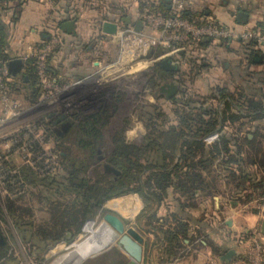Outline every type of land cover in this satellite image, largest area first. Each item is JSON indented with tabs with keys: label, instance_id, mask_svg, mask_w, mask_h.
I'll return each mask as SVG.
<instances>
[{
	"label": "crops",
	"instance_id": "1",
	"mask_svg": "<svg viewBox=\"0 0 264 264\" xmlns=\"http://www.w3.org/2000/svg\"><path fill=\"white\" fill-rule=\"evenodd\" d=\"M87 1L8 0L2 4L6 8L0 10V22L4 24L2 42L9 59L22 58L15 49L23 48L27 52L37 49L46 38L48 29L58 24L61 42L49 66L58 78L69 72L72 80L78 84L74 87L79 90V83L94 78L98 65L101 61L105 62L101 55L109 51L104 43L113 37L109 39L112 34L101 29L104 20L132 28L141 20L139 30L145 29L143 7L140 6L142 0H105L108 15L104 11L107 18L103 21L97 17V9L87 7ZM151 1L161 10L158 11L160 13H168L171 8L172 0L169 3L164 0ZM188 1V7L198 12L200 17H211L224 25L241 27L264 22V0ZM239 11L247 14L244 22L236 19ZM125 16H129L130 22L122 20ZM69 19L74 21L71 32L61 27L62 22ZM91 36L98 40L96 44ZM98 46L100 48L96 49ZM202 47L206 51L205 57L201 59L203 65L198 70L200 74L192 89L202 100L200 106L205 110L204 121L213 116L215 126L203 134L190 132L181 136L180 140L177 138L179 142L202 144V149H195L188 156L193 164H185L179 173L181 176L177 185L181 184L185 189L180 190L174 184H169L160 201L152 199L150 202L154 206L152 219L147 220L148 214L146 218L141 216V228L144 229H140L139 233L143 236V252L137 264H224L229 260H223L221 256L229 249L234 250L232 257L243 250L251 229L257 230L258 237L264 241V194L260 210L253 208L245 211L246 201L242 200L246 192L253 196L255 192L264 193V86H261L264 84V57L255 61L257 51L240 41H216L212 45L206 42ZM249 56L252 60L248 59ZM67 59L71 60L70 69H67ZM184 65H188V62ZM182 70L176 65L174 70L161 71L160 81L173 78L178 85L176 93L165 98L167 101L184 91L180 80ZM15 76L22 81L28 80L24 68ZM220 82L230 85H225L227 88L220 91L215 87ZM75 107L79 109L77 104ZM209 108L212 109L211 113ZM168 126L175 128L180 125L174 119ZM240 141H252L255 145L253 149L246 146L249 164L246 161L239 165L236 160L239 158ZM190 147L194 149V146ZM182 153L185 154L186 150ZM172 155L174 161L166 169L171 170L173 175V166L180 152ZM122 199L125 203L134 202L126 207L128 211L134 210L135 215L142 213L147 205L138 194L132 197L124 195ZM251 203H254L253 200ZM8 238L10 241V236ZM68 242L62 240L55 247ZM93 255L87 256L82 264Z\"/></svg>",
	"mask_w": 264,
	"mask_h": 264
},
{
	"label": "rangeland",
	"instance_id": "2",
	"mask_svg": "<svg viewBox=\"0 0 264 264\" xmlns=\"http://www.w3.org/2000/svg\"><path fill=\"white\" fill-rule=\"evenodd\" d=\"M96 4H100V2L98 1ZM96 9H99V7ZM0 10H3L1 6ZM112 37L113 39L105 41L104 43L106 48L109 50L106 51V53L103 52V55H101V58H104L105 62L101 61L100 65H98L99 67L96 68L95 77L97 73H103L106 71L103 77L100 80L98 79L102 82L101 86H96V79L94 80V78H91L92 80L90 79L89 82H87V80L79 83L81 87L78 90L74 87L78 84H75V81L72 80L73 78L70 76L69 72L67 74H63L60 78L49 75L47 78L49 82H52L54 77L57 79L56 80L54 78L56 81L53 82V84L59 89L58 94H56L57 97L55 98L54 96V99L46 97L41 98V101L28 102V100L23 101L19 97L23 92L21 83H19L18 89L16 90V96L18 95L21 99L19 101L21 102L22 110L18 124L13 122L10 125L0 127V205H2L4 212L2 217H0V235L5 243L6 240H9L8 236H10V244L13 246L14 250L19 253V250L22 249L25 256L29 257L27 259L28 264H53L58 257L62 256L67 250L72 249L80 239H83L89 231L102 220L103 214L109 210L118 215L129 227H133L136 231L140 232V229H144L141 228V216L144 215L143 218H146L145 215L149 214L154 207L151 203H149L146 205L142 213L135 215L134 210L128 211L129 208L126 207L130 206V204H134V202L128 201L125 203L123 202L122 197H124V195H130L132 197L135 196V194L140 195L139 193L130 192L109 198L98 206L92 208L95 211V218L89 229H84V222L81 224L79 229H75L76 222L71 221L70 226L74 230L72 239L64 246L59 245L58 247H55V245L59 243L58 242L47 248L44 252L36 254V256L32 254L31 247L30 250H28V243L22 240L20 231L16 226L18 223L28 221H31L35 226L50 223L54 220V218L56 219L61 216V210H65V208L69 205L68 202L72 199V196L65 193L63 188L58 186L57 183L60 181L64 182L67 179L66 162L68 163V159L63 156V150L67 149L69 154L77 160L87 158L90 151L87 148H82L80 144L76 142L77 136L75 134V126L71 129L68 128L65 132H63V139V136L59 138L55 133L54 135L49 133L48 130L49 127L51 128L50 122L60 114L64 113L66 116H71V114L75 112L76 104L78 105L79 110L85 114H91L98 110L101 106H106L107 104L112 105L115 101L118 105V109L116 111L117 113L114 114L115 116H112L113 118L110 123L101 127L104 136L101 143H99L97 147L99 150V153L96 154L97 162H94L95 164H92L90 169L94 167L97 168L99 164H104L107 160H109V158H111L110 154L113 148L111 136L114 135V133L120 128H123L121 135L126 143H137L138 145H133L140 146L142 148L141 153L139 154V161L142 163L151 161L158 164L160 163V158H162L164 154H167L168 145L165 144L164 136L161 134L159 135L158 132L165 130L166 126H168V124H170L174 119H179V116L181 117V112L173 110L165 98L155 97L154 92L157 88V83L162 80L160 77L161 72L155 62H153L140 77L124 75V77L120 78L118 81H116L117 79L111 80L112 82L105 77L109 75L110 70L105 68L104 65L113 62L116 54L118 53L115 51H118L119 49V46L115 41L116 34L110 36L109 39ZM92 39L96 44L98 40L95 38ZM101 42H103V39ZM101 42L100 44H102ZM99 46L96 47V49L100 48ZM37 50L38 49L27 52V50L23 51V48H19L14 51H19L17 53H20L19 55L24 58L27 54H30V57L36 56L35 53ZM52 57L47 59L49 64H51ZM94 57L95 56H93L92 60ZM70 61L71 60L68 61L67 69H70L71 67ZM183 65H181L183 70H189V72H191L189 77L190 88H195L193 81L196 80L199 72H194L192 67L190 70L189 63L188 65ZM251 80L253 81V77ZM181 85L182 90H186L185 83H181ZM220 85L229 86L230 84L228 82H220ZM261 86H264V84ZM112 89L115 93L110 92ZM147 91L152 96L150 94L148 95ZM118 97L121 98V101L116 99ZM194 97L190 96V101L192 105L197 106L199 103L197 100L199 99L196 100V98L200 97L197 95ZM197 114V110L192 111V115L196 116ZM37 120H39V122ZM55 128L58 130L59 126L55 124ZM133 128H136V131L137 129L139 132L141 131V139L138 137V134L140 133H133V130L131 131ZM15 136L20 137V141L15 142L11 146L10 140H12ZM116 136H118V134H116ZM151 138L157 141L158 146L155 144L151 145L149 149H146L145 146ZM25 140H32L33 143L38 146L40 150L39 152L43 156L41 158H37V152L32 153L28 148V145L25 146ZM160 143L162 144L161 146ZM248 161L250 160L247 159V163L249 164ZM38 162L48 166V175H50V177L52 176L51 178L57 182H50V179L48 181L44 180L46 176H36L38 179L33 182L26 183V181H23L24 186L18 183L15 187H11L14 186L15 182L10 181V188H7V183L3 179L4 172L2 171L4 169L7 168V170L10 171V176L16 174L19 176V166L24 165L30 170L35 171V169L41 168L39 167L40 163ZM257 167L258 166H256V168ZM99 172L105 173L101 172V170ZM119 172L120 171L118 170V173ZM105 176L109 178L111 177V173L109 172ZM26 184L28 185L27 188ZM263 194L264 193L262 192H255L254 197L251 193L249 194L246 192L242 199L243 201H246L244 210L251 211L253 208L260 210L263 203V200H261ZM8 200L11 204L10 208L6 203ZM252 200L254 203H251ZM101 205L103 206L101 207ZM92 209L87 213V215H89ZM79 237L80 239L78 241H74ZM115 249L122 254L121 256L124 261L128 264L133 263V260L125 255L123 251H121L118 247L113 246L101 254L97 258L95 264H120V257L116 253H113V250ZM20 256V253L16 256L12 255L10 263L15 264L18 260H20Z\"/></svg>",
	"mask_w": 264,
	"mask_h": 264
},
{
	"label": "trees",
	"instance_id": "3",
	"mask_svg": "<svg viewBox=\"0 0 264 264\" xmlns=\"http://www.w3.org/2000/svg\"><path fill=\"white\" fill-rule=\"evenodd\" d=\"M98 1L100 2V4H96V2ZM7 2L8 0H0L1 8L4 9L5 7L2 4H5ZM106 3L107 2L105 0H88L87 7L92 9L95 8V10L97 7H99V9H97L98 12L96 15L101 19H99L100 21H103L105 18H107L108 15L106 10ZM148 4L152 6L157 12L161 11L151 0L140 2L141 7H144L145 5L147 6ZM104 11L107 15L103 14ZM185 11L186 13H184V15L193 22L202 21V19H200L201 15L198 12H195L194 9H191L187 6ZM58 27L59 25L55 24L52 28L48 29L47 36L52 33H57ZM3 28L4 24L0 22V57L7 60L10 56L5 52V48L3 46ZM45 41L46 38L36 48L39 50ZM248 44L252 46L253 43L249 42ZM200 45L202 46L203 43L199 42V46ZM58 47L59 46H57L55 50H57ZM182 59L188 62L190 64V70L192 67V69L196 73L203 65L202 62H200V60H198V58L194 56V54H182L179 59L178 57L175 58L178 68L181 67L179 61H182ZM248 59L252 60V57L249 56ZM157 66L160 72L163 71V69L158 64ZM24 69L28 74V80L22 81L21 78H16L15 75L10 74L12 79L8 82L9 93L18 100H28V102L41 101V98H43V96L39 77L36 72L35 57H28L27 59H24ZM47 72L49 75L57 77V74H55L54 70L50 66L48 67ZM190 73L191 72H189V70H182L180 74V80L181 83H185L186 90L181 91L179 96H175L168 101L170 107H172L173 110H177V112H181L182 114L180 113L181 117L179 116V119H176L179 122V127L174 128L173 126H166L165 130H161L158 132L159 135L161 134L164 136L165 144L168 145V152L166 155L164 154V156L160 158V163L156 164L151 161L142 163L141 161H139V154L141 153L142 148L140 146L126 143L121 135L123 128H120L117 130V132L114 133V135L111 136L113 142V148L110 154L111 158H109V160L105 162L112 165L120 172H111V177L107 178L105 176L108 174L107 172H99L100 170L101 172H104V167H102V164L98 165V167L101 165L99 167L100 169L98 167L90 169V166L92 164L94 165V162H97V147L99 143H101L104 136L101 127L110 123L111 119L113 118L112 116L117 113L116 111L118 109V105L115 101L112 105L107 104L106 106L100 107L98 110L91 114H85L84 112L76 108L75 112L72 113L71 116H66V114L63 113L50 122L51 128L49 127L48 132L52 135H54L55 133L59 138L64 135L63 132H65V130H67L68 128L71 129L75 126V134L77 136L76 142L79 143L82 148H87L90 151V154L89 156H87V158L77 160L69 154V151H67V149L63 150V156L68 159V163L66 162V181L57 182L53 178H51L52 176L50 177V175H48L49 172L39 173L36 172V170H30L24 165L19 166V176L18 174L10 176V171H8L7 168L2 171L4 172L3 179L7 183V188H10V181L15 182L14 186L11 187H15L18 183L24 186L23 181H26V183L33 182L34 180L38 179V177L36 176H46L44 180L48 181L50 179V182H57L58 186L62 187L65 193L72 196V199L68 202L69 205L65 208V210H61V216L56 219L54 218V220H52L50 223L35 226L31 221H28L18 223L16 225L20 231L22 240L28 243V250H30L31 247L32 254L36 256V254L44 252L47 248L62 240L70 241L74 235V230L70 226L71 221H75V229H79L81 227V224L84 222L87 213L93 207L98 206L109 198L125 193L137 192L141 195L145 203L148 205L152 199L160 201L161 195L166 193V189L169 184H174V186L180 190L185 189L183 186H181V184L177 185V182H180L179 178L181 174L179 173L185 164L187 166L193 164L192 161L188 159V156H190L191 153L196 151L197 149H202V144L195 143L193 145L184 141L179 142L177 141V138L178 140H180L182 139L181 136L188 135L190 132L191 134L196 135H198L199 133L203 134L212 130L215 126L213 116H210V118H208L206 122L204 121L203 114L205 110L200 106V103H202L200 98H196V100L199 99L197 100L199 101L197 106L191 104L190 96L194 97L196 95L198 96V94L195 89H192L189 86ZM19 83H21V87L23 90L21 96H19L21 99L18 97V95L16 96V90L18 89ZM215 87H217V89L220 88V91L227 88L225 85H215ZM110 92L113 93L114 90L112 89L110 90ZM116 99L118 101H121V98L119 97ZM209 109V112L211 113L212 109ZM195 110L198 111V114L196 116L192 115V111ZM37 121L39 122V120ZM189 123L193 124V126L190 127L188 125ZM55 124L59 126L58 130L55 128ZM116 134H118V136H116ZM63 138L64 136L62 137V139ZM155 144H157L158 146L157 141L151 138L145 148L149 149L151 145ZM32 145L34 150H39L38 146L35 143H32ZM161 145L162 144L160 143V146ZM190 145L194 146V149H192ZM247 145L249 146L248 148L252 149L255 146L252 141H240V143H238L237 156H239V158L236 160L239 161V165L240 163L242 164L243 162L245 163L247 161ZM185 150L186 153L183 154L182 151L184 152ZM176 151L180 152V156L177 163H175L173 166L174 174L172 175V171H168L166 168L169 166L170 162L172 163L174 161L172 160V154ZM243 152L244 155H242ZM225 160L226 158L223 159L224 162ZM175 178H177L176 182L174 181ZM27 186L28 185L26 184V188ZM238 186H240V183H238ZM6 203L10 208V201L8 200L6 201ZM102 206L103 205H101V207ZM3 213L4 212L2 205H0V217H2ZM152 216L153 212L151 211L147 216V220H151ZM94 218L95 211L92 209V211L87 216L85 229H89ZM79 239L80 237L74 241H78ZM6 252L7 245L3 241V243H0V257L4 256ZM113 253H116L120 257V264H128L126 261H124L121 256L122 254L118 250H113Z\"/></svg>",
	"mask_w": 264,
	"mask_h": 264
},
{
	"label": "built area",
	"instance_id": "4",
	"mask_svg": "<svg viewBox=\"0 0 264 264\" xmlns=\"http://www.w3.org/2000/svg\"><path fill=\"white\" fill-rule=\"evenodd\" d=\"M142 1L146 2L147 0ZM188 2V0H172L171 8L167 14L157 12L149 4V6L145 5L142 8L143 27L145 29L142 31L118 25L116 32L112 34H116L115 41L119 46L118 53L113 62L104 65L110 70L109 75L105 77L110 81L116 79L118 81L124 75L140 77L153 62L156 63L160 59L168 58L177 65L175 58L178 57L179 59L182 54H194L198 60H201L205 57L206 51H204V47L199 46V42L203 44L208 42L210 45L216 41L225 43L240 41L242 44L252 42V47L257 52L262 53L261 55L264 57V22L261 25H243L241 27L224 25L211 17H200L201 22H193L184 15ZM60 42L61 37L58 31L46 35V41L34 56L43 98L54 99L59 91L53 84L57 79L54 77L56 80L53 78L52 82L47 79L49 77L47 59L55 54L57 51L55 48L60 45ZM29 55L27 54L22 58L23 62L24 59L30 57ZM7 61L8 59L5 60L0 57V127L10 125L13 122L18 124L22 110L21 102L13 97L8 90V82L11 81L12 77L6 65ZM179 62L181 66L186 61L182 59ZM105 72L97 73L96 77L94 76L96 86L102 85L99 80ZM19 138L15 136L10 140L11 146L20 141ZM27 141L25 140V146L28 145L30 151L32 153L37 152V158H41L43 155L39 152L40 150L33 149V141L29 140L26 144ZM39 167L41 168L35 169L37 172H49L47 171L48 166L40 163ZM249 236L245 241L244 249L224 264H264V241L258 237L257 230L251 229ZM6 245L7 252L0 257V264H11L10 255L12 257V255L16 256L19 253L21 255L20 260L15 264H28L27 259L29 257L25 256L22 249L17 253L9 240H6Z\"/></svg>",
	"mask_w": 264,
	"mask_h": 264
},
{
	"label": "water",
	"instance_id": "5",
	"mask_svg": "<svg viewBox=\"0 0 264 264\" xmlns=\"http://www.w3.org/2000/svg\"><path fill=\"white\" fill-rule=\"evenodd\" d=\"M164 1L169 3L171 0H164ZM246 18H247V14L245 12L239 11L237 13L236 19L238 21L244 22ZM122 20L127 23L130 22L129 16L123 17ZM141 26H142V21L138 20L134 26V29L139 30ZM61 27L67 32L73 31L74 30L73 19H69L62 22ZM101 29L108 34H113L117 30V23L111 20H105L102 23ZM261 56H262L261 53L257 52L254 56V60L260 61ZM156 63L162 69L168 71L174 70L176 67V65L173 62H171V60H169L168 58L160 59ZM6 65L9 73H11L12 75H16L17 73L23 70L24 62L22 58L15 57L8 59ZM25 78L26 76H24V79ZM177 89H178V85L175 82V80L173 78H168L157 86L154 94L155 97L162 95L164 98H169L176 93ZM147 94L149 95L150 93L147 91ZM132 130L133 133H140L138 134V137L139 139H141L142 137L141 131L139 132L138 129L136 131V128L131 129V131ZM133 144L138 145L137 143H133ZM102 167H104L103 170L104 172L118 173V170H116L112 165L108 163L102 164ZM104 223H106L110 227L111 235L106 241H104L105 240L104 239L103 241L100 240L101 243L100 241L96 243L97 245H95V247H97V249H95L94 255L91 258L85 260L84 264H95L97 258L113 246L118 247L121 251L125 253V255H127L133 260V263L130 264H137L142 258L143 236L133 227H129L118 215H116L114 212L110 210L106 211L103 214L102 220L93 228V230L90 233L86 235L85 240H89V241L93 240L94 239L93 237H95V235L101 236L102 239V237L105 235L103 229ZM0 243H3V238L1 235H0ZM66 253L67 254H65L64 258L61 259L60 264H69L70 255L75 253L74 248L68 250ZM233 254H234V250L229 249L221 256V258L223 260H230Z\"/></svg>",
	"mask_w": 264,
	"mask_h": 264
},
{
	"label": "bare ground",
	"instance_id": "6",
	"mask_svg": "<svg viewBox=\"0 0 264 264\" xmlns=\"http://www.w3.org/2000/svg\"><path fill=\"white\" fill-rule=\"evenodd\" d=\"M104 236L102 237L101 239V236H97L95 235V237H93L94 239L93 240H85V237L83 239H80L76 244L75 246L73 247L74 248V254L70 255V262L69 264H82L83 260L93 254L95 252V249H97V247H95V245H97L96 243L99 242L100 240L103 241H106L109 236L111 235L110 231V227L104 223ZM93 230V229H92ZM91 230V231H92ZM90 231V232H91ZM89 232V233H90ZM100 241V243H101ZM68 251V250H67ZM66 251V252H67ZM66 252H64V254L60 257H58L54 262L53 264H60L61 262V259L64 258L65 254H67Z\"/></svg>",
	"mask_w": 264,
	"mask_h": 264
},
{
	"label": "flooded vegetation",
	"instance_id": "7",
	"mask_svg": "<svg viewBox=\"0 0 264 264\" xmlns=\"http://www.w3.org/2000/svg\"><path fill=\"white\" fill-rule=\"evenodd\" d=\"M162 83V81H159L158 83H157V86L159 85V84H161ZM99 153V150L97 151V154Z\"/></svg>",
	"mask_w": 264,
	"mask_h": 264
}]
</instances>
